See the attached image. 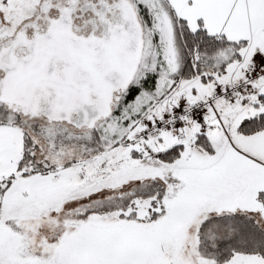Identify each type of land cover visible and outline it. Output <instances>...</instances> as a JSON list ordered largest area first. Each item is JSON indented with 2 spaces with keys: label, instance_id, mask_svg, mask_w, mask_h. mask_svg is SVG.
<instances>
[{
  "label": "snow or ice",
  "instance_id": "obj_1",
  "mask_svg": "<svg viewBox=\"0 0 264 264\" xmlns=\"http://www.w3.org/2000/svg\"><path fill=\"white\" fill-rule=\"evenodd\" d=\"M0 264H264V0H0Z\"/></svg>",
  "mask_w": 264,
  "mask_h": 264
}]
</instances>
